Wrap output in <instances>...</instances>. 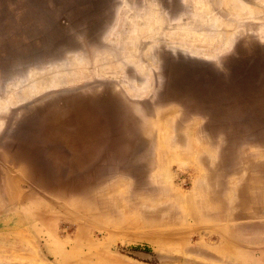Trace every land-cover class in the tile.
<instances>
[{
	"label": "rangeland",
	"instance_id": "374dc122",
	"mask_svg": "<svg viewBox=\"0 0 264 264\" xmlns=\"http://www.w3.org/2000/svg\"><path fill=\"white\" fill-rule=\"evenodd\" d=\"M0 264H264V0H0Z\"/></svg>",
	"mask_w": 264,
	"mask_h": 264
},
{
	"label": "trees",
	"instance_id": "16d2710c",
	"mask_svg": "<svg viewBox=\"0 0 264 264\" xmlns=\"http://www.w3.org/2000/svg\"><path fill=\"white\" fill-rule=\"evenodd\" d=\"M131 251L150 253V249L146 246H143V247L136 246V247L131 248Z\"/></svg>",
	"mask_w": 264,
	"mask_h": 264
}]
</instances>
